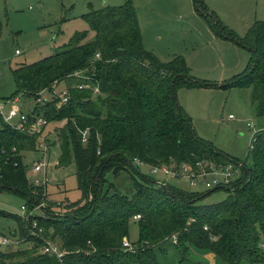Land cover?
Returning <instances> with one entry per match:
<instances>
[{"label":"trees","instance_id":"1","mask_svg":"<svg viewBox=\"0 0 264 264\" xmlns=\"http://www.w3.org/2000/svg\"><path fill=\"white\" fill-rule=\"evenodd\" d=\"M194 1L204 17H212L202 0ZM84 18L95 38L86 40L88 31L77 32L61 51L15 68L17 90L10 97L34 98L44 88L51 90L56 81L78 82L70 77L76 71L91 76L80 81L88 82L90 88L68 83V103L55 99L35 105L30 113L43 115L48 122L66 120L56 128V138L48 141L50 146L59 141L60 166L75 162L82 197L52 202L43 196L42 188L32 186L21 152L38 151L39 138L4 123L0 151L4 148L7 153L0 156V191L22 196L29 211L43 201L46 206L41 208L42 216L28 218L0 209L1 216L17 222L18 229L10 238L32 243L31 247L0 250V264H164L160 255L167 244L181 252L183 263L193 247L213 253L222 264H264V129L253 136V164L247 165V159L232 157L201 138L177 96L181 88L252 85L257 114L263 116L264 21H257L240 40L227 36L215 19L218 34L253 53L243 73L228 83H218L193 76L183 55L164 62L147 50L132 0L91 8ZM94 85L99 86L98 94ZM86 128L90 134L84 143L81 131ZM135 159L148 165L210 159L218 164L243 162V166L240 177L229 186L195 192L169 182L159 184ZM123 172L132 177L133 194L112 191L116 185L108 181V175L117 177ZM220 189L228 192L222 201L201 202ZM138 214L139 240L133 243L134 251H126L123 240L129 237L131 220ZM34 221L42 237L58 242L66 251L63 257L42 251L46 243L32 234Z\"/></svg>","mask_w":264,"mask_h":264},{"label":"rangeland","instance_id":"2","mask_svg":"<svg viewBox=\"0 0 264 264\" xmlns=\"http://www.w3.org/2000/svg\"><path fill=\"white\" fill-rule=\"evenodd\" d=\"M126 0H0V98H10L17 90L13 70L22 64H31L62 50L77 32L88 31L86 40H93L95 32L90 31L84 15L91 8L118 6ZM139 15L143 42L147 50L164 62L177 55L186 59L190 73L210 82L228 83L244 72L252 58V51L233 39L221 36L216 31L215 19L224 27L226 35L243 40L257 21H264V0H202L212 13L204 17L194 0H132ZM201 13V14H200ZM215 25V27H214ZM20 49L21 54L15 50ZM58 88H69L68 83L76 80L57 81ZM181 88L178 102L192 118L197 134L214 144L232 157L247 159L253 164L250 144L259 129H264V115L257 114L254 87H201ZM61 90V89H58ZM20 104L26 112H31L36 104L33 98L19 96ZM232 114V117H230ZM66 120L53 121L45 132L55 139L57 127ZM54 143V144H52ZM46 167L48 194L52 202L78 201L82 192L78 187L76 164L60 166L61 147L59 141L51 142ZM25 164L30 167L33 160L42 158L39 151H26ZM141 170L154 178L148 165ZM116 187L127 194H133V180L127 172L117 177L108 175ZM186 190L206 192L202 185L190 187L180 179H168L167 183ZM110 185V184H108ZM225 190H214L203 199V204H212L226 198ZM25 199L13 192L0 191V209L8 213L25 215L22 209ZM27 207V205H26ZM59 211L60 208H54ZM61 208V212H62ZM34 215H43L37 209ZM18 229L17 222L10 216L0 215L1 251L31 247L32 243H20L10 237ZM140 229L136 219L130 223L129 240H139ZM176 237V236H174ZM174 242H177V238ZM134 245V244H133ZM212 254V255H211ZM164 264H222L213 253H203L191 248L185 263L183 255L172 244L160 255Z\"/></svg>","mask_w":264,"mask_h":264},{"label":"built area","instance_id":"3","mask_svg":"<svg viewBox=\"0 0 264 264\" xmlns=\"http://www.w3.org/2000/svg\"><path fill=\"white\" fill-rule=\"evenodd\" d=\"M16 54H21L20 49L15 50ZM99 54H97V58H99ZM2 72L0 70V76ZM70 77L77 79L78 88H90V84L88 82H80L81 80H88L91 78L90 75L85 74L83 71H76ZM57 81L54 83L53 88L50 90L49 88H44L37 93V96L33 99L36 104L44 105L49 101H53L58 99L60 103L65 104L70 100V88H58ZM61 89V90H58ZM94 93L98 94L100 92L99 86H93ZM20 95L15 96L13 98L3 99L0 98V128L5 123L9 125L11 128L18 130L23 133H27L29 135H35L39 138L38 143V151L41 153L42 158H38L33 160L30 167L27 165L26 176L29 183L38 188L43 189V196L50 200L48 194V186H47V174L46 167L48 166V154L50 144L48 141V133L45 132L47 126L50 122L43 116L38 114L31 115V112H26L22 104H20ZM23 96V94H22ZM232 117V114H230ZM90 134V129L86 128L81 131L82 141L86 143L88 141V137ZM253 142L250 144V152L253 150ZM13 151L16 152V148H13ZM33 152V151H29ZM6 149L2 148L0 151V156H6ZM26 152H21L22 155H25ZM2 157V156H1ZM24 158V157H23ZM137 166L148 165L139 159H135ZM25 163V162H24ZM151 171L154 174L162 175V177L156 178L159 184L167 183L168 179H180L186 181L190 187H196L202 185L204 189H214L216 187H224L229 186L234 180H236L241 175V168L243 166V162L239 163H227V164H218L217 162L210 159H199L194 163H181L177 164L173 162L172 164H160V165H148ZM60 203V202H59ZM46 206V202L43 201L39 203L35 209L31 211L28 210L26 205L22 206L25 215L23 217H30L34 215V211ZM141 218V215H135L134 219L138 220ZM38 224L37 221L33 222L32 234L37 237H42V229L39 231L35 230ZM207 229V226H205ZM46 245L43 248L44 253L55 254L59 258L63 257L66 251L60 246V244L51 238H44ZM175 241H176V237ZM2 244H7L8 239L2 238L0 241ZM261 246L264 248V241L261 242ZM123 248L126 251H134V245L129 240V238H124L123 240Z\"/></svg>","mask_w":264,"mask_h":264},{"label":"crops","instance_id":"4","mask_svg":"<svg viewBox=\"0 0 264 264\" xmlns=\"http://www.w3.org/2000/svg\"><path fill=\"white\" fill-rule=\"evenodd\" d=\"M229 0H227V2H228ZM195 3V2H194ZM138 17H139V15H138ZM198 89H200V88H197L196 90H198ZM260 130V129H259ZM212 255V254H211Z\"/></svg>","mask_w":264,"mask_h":264}]
</instances>
